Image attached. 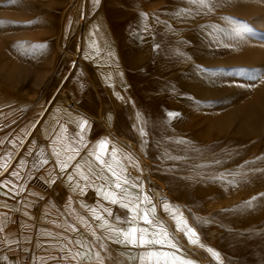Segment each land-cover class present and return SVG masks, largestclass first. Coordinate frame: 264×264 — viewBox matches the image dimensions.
I'll return each mask as SVG.
<instances>
[{
    "label": "rangeland",
    "instance_id": "374dc122",
    "mask_svg": "<svg viewBox=\"0 0 264 264\" xmlns=\"http://www.w3.org/2000/svg\"><path fill=\"white\" fill-rule=\"evenodd\" d=\"M12 1L0 0L18 10L0 22V49L15 53L3 61L19 73L27 37L56 25L65 0H48L31 17ZM79 5L71 0L76 13ZM105 13L113 41L101 27L80 109H108L110 133L149 162L139 191L156 202L160 191L168 197L164 217L181 213L195 228L201 246L188 242L199 250L191 252L161 217L178 248L163 250L204 264H264V0H114ZM65 49L72 55L74 41ZM104 57L110 63L100 76ZM45 89L38 100L49 98ZM36 106L5 115L2 130L28 131Z\"/></svg>",
    "mask_w": 264,
    "mask_h": 264
},
{
    "label": "crops",
    "instance_id": "0c3cea01",
    "mask_svg": "<svg viewBox=\"0 0 264 264\" xmlns=\"http://www.w3.org/2000/svg\"><path fill=\"white\" fill-rule=\"evenodd\" d=\"M89 89L90 80L82 89V98ZM82 98L77 108L71 109L74 105L69 107L73 120H59L54 133L49 136H41L37 132L33 134L29 142L24 143L27 145L24 152L8 174L0 179V262L4 264H128L125 253L140 249L107 239L109 231L99 227L102 221L95 219L90 211L96 208L110 224L127 227L117 224L115 217L125 219L128 210L118 204H110L97 193L96 186L104 181L95 180L94 184L85 186L87 182L77 174L75 165L79 163L85 174H89L86 161L91 162L99 175V169L95 168V157L90 153L99 152L97 145L101 140L108 142L107 154H103V158L116 167V161L111 156L114 148L116 160L126 169L132 181L130 170L136 165L130 152L118 144L113 133H110L115 120L106 114L108 109L102 108V115L99 114L100 110L83 109L85 106L80 109ZM85 120L87 124L82 131L81 125ZM3 122L0 121V165L5 167H0V174L12 161L15 150L32 127L27 132L18 125H13L11 130H2ZM71 131L83 138L82 143L71 139ZM69 147L79 148V155L65 171H61L55 152L62 153L61 159H64L66 154H71ZM43 160L48 163L43 164ZM13 172L18 175H13ZM70 174L72 181L68 180ZM105 175L111 177L107 171ZM77 184L84 188L83 192ZM151 202L155 205L154 218L159 221L161 208L153 196ZM102 207L110 208L113 215L103 213ZM139 226L148 227L142 221ZM77 241L85 247L81 248ZM77 251L81 254L88 252V258L82 255L72 260L71 254ZM96 252L100 253L99 260Z\"/></svg>",
    "mask_w": 264,
    "mask_h": 264
},
{
    "label": "bare ground",
    "instance_id": "6f19581e",
    "mask_svg": "<svg viewBox=\"0 0 264 264\" xmlns=\"http://www.w3.org/2000/svg\"><path fill=\"white\" fill-rule=\"evenodd\" d=\"M48 0H13L11 3L19 4L20 10L26 12L28 17L34 12L35 7L45 6ZM58 1V0H54ZM114 0H80L79 10L76 13L71 8V0H65V4L57 17V24L49 30L36 32L33 37H27L24 42V47L21 48V53L25 60L21 62V72H16L13 69L7 68L4 64L3 57H15V53L8 48L0 49V121L5 115H10L14 110L26 104L27 102H36V118L32 127L27 132L24 140L15 150V155L4 172L0 174V179L8 174L18 157L24 152L27 142L36 132L41 136H49L54 133L55 126L59 120L70 118L69 107L77 105L82 98V89L89 84V76L87 75V67L92 66L90 55L99 40V30L105 28L108 43L113 41L112 32L107 25L105 9ZM0 22L3 24L11 23L13 17H17L16 13H10L4 7V3L0 2ZM15 8V7H14ZM3 9V10H2ZM17 19V18H16ZM4 26V25H2ZM70 41H74V53L72 55L66 53V46ZM42 47H33V46ZM11 49V48H10ZM69 58L68 66L62 62V59ZM104 62H109L110 59L104 57L100 59V76H106ZM112 70V69H111ZM97 72V71H96ZM100 79V77H98ZM59 82L58 87L49 88L51 82ZM46 88V89H45ZM49 90V98L46 100L38 96L41 90ZM73 120V119H71ZM114 120V118H113ZM111 129V127H110ZM69 136L73 140L83 141L81 136L76 132H70ZM118 144L123 145L131 154V157L136 161L137 168L130 170L133 181L143 188L145 175L149 171L147 159L141 155L136 146L132 142H125L121 138H115ZM26 144L24 145V143ZM133 194H136L137 189H132ZM158 200L159 209L162 203L167 202L168 198L160 191L155 192ZM161 217L168 223L173 234L177 237L186 248L191 252L195 250L192 245L183 236V231L177 230V219L186 222L187 227L195 228L181 213L171 214L170 218H165L163 213ZM175 217V218H174ZM197 234V233H196ZM191 234H188L189 236ZM197 242L195 245L200 248V240L197 235L192 237ZM177 244V241H176ZM155 249V248H154ZM148 249H135L126 252V257L134 264H140L139 259H136L138 254ZM181 260L189 261L191 264H204L184 255L175 252ZM199 254V253H198ZM179 264V261L177 262Z\"/></svg>",
    "mask_w": 264,
    "mask_h": 264
},
{
    "label": "snow or ice",
    "instance_id": "6c2138e0",
    "mask_svg": "<svg viewBox=\"0 0 264 264\" xmlns=\"http://www.w3.org/2000/svg\"><path fill=\"white\" fill-rule=\"evenodd\" d=\"M201 4L205 3L206 0H199ZM33 47H42V46H33ZM169 116L176 115L175 113H169ZM87 124V121H83L81 125V130H84V125ZM82 143V141H81ZM107 140H101L98 142L99 152H92L90 155L95 157L96 165L95 168L99 169V175L93 168L91 162H87L88 173L81 169V165L77 163L75 169L77 174L87 182L85 186H89L95 183V180H102L104 183L96 186L97 193L102 197L103 200L108 201L110 204H118L120 207L128 210V215L125 219L121 220L120 217H115L117 224H124L127 227H117L109 223V221L98 212L96 208L90 209L93 217L97 220L102 221L99 225L102 229H107L109 231L107 239L114 240L116 243L125 244L134 248L148 249L142 251L138 254L136 259H139L140 264H191L189 261L181 260L176 256L175 252L164 251L163 248H173L177 249V244L174 242L167 232V229L154 218L155 205H152L151 198L147 194L141 193L140 185L135 183L130 179L126 174V169L123 168L119 161L116 160V150L113 148L111 152L112 160L116 161V167H113L112 163H109L103 158V154H107ZM86 147V145H84ZM55 151V150H54ZM68 151L71 154H66L64 159H61L62 153L55 152L56 161L59 165L61 171H65L77 155H79V148L69 147ZM131 159V157H128ZM43 164L48 163L47 160L42 161ZM0 167H5V165H0ZM105 171L111 173V177L105 175ZM13 175H18V173L13 172ZM94 178V179H92ZM68 180L72 181L73 176L68 175ZM6 183V182H5ZM81 188L83 192L84 188L79 184L76 185ZM132 189H137L136 194H133ZM256 198L254 197L253 200ZM249 205L251 201L247 202ZM144 205H151V207H145ZM165 211L170 210L168 204L163 205ZM103 213H107L108 216H112V211L110 208H101ZM175 218V217H174ZM147 225L148 227H141L140 222ZM177 230L185 232L188 236L190 243H196L192 237L195 236L193 229L187 227L186 222H183L177 219ZM95 236V232L92 233ZM99 239V237H97ZM77 244L81 248L85 247L81 242L77 241ZM160 245L159 250H154V246ZM101 248L104 247L103 244L100 245ZM71 252V250H69ZM90 251V250H89ZM209 252H212L211 249H208ZM214 256L217 254L212 252ZM88 258L89 253L85 252L81 254L79 251L71 254V259L76 260L77 257L82 256ZM96 258L100 259V253H95ZM102 264V262H101Z\"/></svg>",
    "mask_w": 264,
    "mask_h": 264
},
{
    "label": "built area",
    "instance_id": "2783aa9c",
    "mask_svg": "<svg viewBox=\"0 0 264 264\" xmlns=\"http://www.w3.org/2000/svg\"><path fill=\"white\" fill-rule=\"evenodd\" d=\"M0 264H4L3 262H0Z\"/></svg>",
    "mask_w": 264,
    "mask_h": 264
}]
</instances>
